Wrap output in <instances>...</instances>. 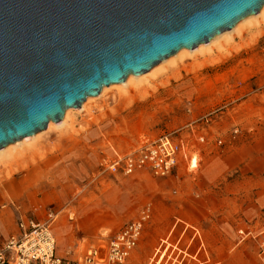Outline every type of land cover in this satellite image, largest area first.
<instances>
[{
  "label": "rangeland",
  "instance_id": "374dc122",
  "mask_svg": "<svg viewBox=\"0 0 264 264\" xmlns=\"http://www.w3.org/2000/svg\"><path fill=\"white\" fill-rule=\"evenodd\" d=\"M217 44L160 64L124 90L106 86L85 101L86 108L72 110L66 124H48L36 138L25 137L28 143L0 165V243L15 232L20 215L42 219L51 210L62 220L61 238L53 224L57 252L74 262L150 205L153 217L139 258L132 254L127 264H148L167 237L174 254L178 248L193 252L199 235L203 264H260L254 243L238 244L237 231L261 224L264 207L248 210L255 196L245 194L242 162L212 159L247 144L252 130L260 131L264 147V18ZM174 75L168 88L175 92L158 91ZM165 135L188 142L189 159L197 158V165L182 161L166 177L109 170L117 155Z\"/></svg>",
  "mask_w": 264,
  "mask_h": 264
},
{
  "label": "water",
  "instance_id": "95a60500",
  "mask_svg": "<svg viewBox=\"0 0 264 264\" xmlns=\"http://www.w3.org/2000/svg\"><path fill=\"white\" fill-rule=\"evenodd\" d=\"M264 0H0V149L260 12Z\"/></svg>",
  "mask_w": 264,
  "mask_h": 264
},
{
  "label": "built area",
  "instance_id": "2783aa9c",
  "mask_svg": "<svg viewBox=\"0 0 264 264\" xmlns=\"http://www.w3.org/2000/svg\"><path fill=\"white\" fill-rule=\"evenodd\" d=\"M206 118L208 116H203L201 119ZM198 140L205 142V137L201 136ZM222 142L221 139L217 140L219 145ZM189 153L188 142L182 138L175 139L165 135L145 143L134 152L124 156L117 155L108 168L114 174L124 176L146 172L154 177H166L182 161H188L189 164L191 162L192 166L194 158L189 159ZM45 213L42 219L31 215L20 218L19 234L10 236L0 245V264H127L140 246L146 227L153 217V208L150 205L143 208L136 218L126 222L109 240L90 247L83 258L74 262L67 261L57 252L53 224L58 213L51 210ZM196 232L199 235V232ZM237 234L238 244L254 243L259 263L264 264V223L241 226ZM171 245L169 237L162 238L154 248L148 264H189L188 257L195 260L194 264H203L198 258L203 248L200 235L199 244L193 252L186 253L187 249L179 250L176 244L178 252L174 254L175 250L170 249Z\"/></svg>",
  "mask_w": 264,
  "mask_h": 264
},
{
  "label": "bare ground",
  "instance_id": "6f19581e",
  "mask_svg": "<svg viewBox=\"0 0 264 264\" xmlns=\"http://www.w3.org/2000/svg\"><path fill=\"white\" fill-rule=\"evenodd\" d=\"M263 19L264 18V5L262 6L261 10L259 13L257 14H252V15H249L247 17H245L244 19H242L241 21H239L231 30H228V31H225L221 34H218L216 35L214 38H212L210 40V42L208 43H202L200 44L197 48H194V49H190V48H182L180 49L177 53H175L174 55L170 56L169 58L163 60L162 62H160L159 64H157L156 66L160 65V64H165L167 62H174L176 59L178 58H183L184 56H193V55H196L197 53H202L204 51H211L213 49V45H216L217 43H219L221 40L225 39H230L232 36H234V32H239L240 29L247 23H250V24H254V23H257L260 19ZM259 19V20H258ZM260 42V40H259ZM219 45V44H217ZM240 53L242 52H239L238 55H240ZM230 59V58H229ZM227 59V61L229 60ZM155 66V67H156ZM157 70H162V66L160 67H157L156 68ZM153 68L144 73V74H141V75H134V74H130L128 76V78L126 79L125 82H122V83H114V84H111L109 86H119L121 87V89H125L130 83H135V82H139V81H142L144 80L143 78H145L147 75L149 74H154L155 73V69L153 70ZM175 75L172 76L167 82H164L162 84V86H159L158 88V91H161L164 92V93H169V92H175V91H172L171 89H169V81L171 83V79H175ZM108 87H104L101 91V93L103 94L104 91L107 89ZM95 97V96H90L87 98L86 101L88 100H92V98ZM87 102H85L81 109H84L87 107ZM74 109H78V108H69L66 110L65 112V115H64V118H63V121L61 123V125H64L66 124V122H68L69 118L71 117V111L74 110ZM80 109V108H79ZM52 125H56L55 122L53 121H50L49 123V127H51ZM48 127V129H49ZM44 131L34 135V137L32 138H36V136L42 134ZM25 143H28L27 139H22L18 142H15V143H12V144H9L8 146H6L5 148L3 149H0V165L5 163L7 160H10L11 159V156H12V153L14 151L17 150L18 147H20L21 145L25 144ZM197 165V158H194L193 161H192V166H196ZM99 204L96 203L95 206H98ZM89 206V204H88ZM74 214L75 213H71L70 215V219H73L74 218ZM5 222H7V220H3L2 221V225H5ZM61 223H62V220L61 218L58 216L57 220H56V234L61 238V236L63 235V231H61Z\"/></svg>",
  "mask_w": 264,
  "mask_h": 264
},
{
  "label": "crops",
  "instance_id": "0c3cea01",
  "mask_svg": "<svg viewBox=\"0 0 264 264\" xmlns=\"http://www.w3.org/2000/svg\"><path fill=\"white\" fill-rule=\"evenodd\" d=\"M249 133L250 134L248 135L249 139L247 144L242 145V147L239 149L234 148V150H231L230 148L226 154L218 155V158L212 160H232L233 164H239L240 162L243 163L242 176L243 180L246 182L244 186V190H246L245 194H252L253 196H255V203L252 204L250 202V204L248 205V210L250 212H255L257 211L258 207H260V209L264 207V188L262 187V184L264 182V147L260 143V131L252 130ZM215 167H217L218 170L221 169V163L215 164ZM256 200L258 201V203H256ZM22 217H27V215H20L19 220L17 222V229L10 236L19 234V221ZM263 222L264 219L261 224H263ZM7 239L0 243V245L3 244ZM137 249L133 253L135 259L139 258V256L137 255Z\"/></svg>",
  "mask_w": 264,
  "mask_h": 264
}]
</instances>
